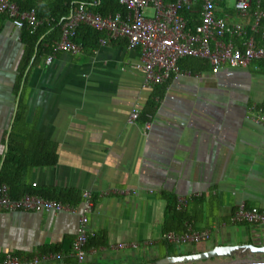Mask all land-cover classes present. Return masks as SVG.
<instances>
[{"label": "crops", "instance_id": "1", "mask_svg": "<svg viewBox=\"0 0 264 264\" xmlns=\"http://www.w3.org/2000/svg\"><path fill=\"white\" fill-rule=\"evenodd\" d=\"M234 4L216 2V15L251 31L252 16L239 15ZM60 35L42 36V47L52 52L37 57L21 84L27 121L56 145L57 163L30 168L16 191L55 189L80 196L91 191V264L264 260L244 248L264 246V226L229 222L242 204L264 211V61L246 68L225 65L218 72L199 64L182 66L188 74L148 87L132 69L141 61L140 49L130 50L126 40L71 54L54 50ZM231 41L241 46L242 39ZM24 54L23 31L0 16L1 160L17 108ZM151 103L150 120L129 122L134 111L141 115ZM111 190L116 194L105 195ZM167 193L183 200L196 229H212L207 241L174 246L163 240ZM77 231L78 216L69 212L0 210V259L7 253L29 259L53 252L64 257L42 264H74ZM121 244L126 246L118 248ZM217 247L236 248L224 250L225 256L176 263L178 257Z\"/></svg>", "mask_w": 264, "mask_h": 264}, {"label": "built area", "instance_id": "2", "mask_svg": "<svg viewBox=\"0 0 264 264\" xmlns=\"http://www.w3.org/2000/svg\"><path fill=\"white\" fill-rule=\"evenodd\" d=\"M95 2L96 0H91ZM125 6L127 14L121 13L103 16L93 12L87 5L78 7L64 20L61 25L60 40L55 45L56 52L75 54L81 50V45L74 39L81 25L89 26L105 34L100 44L106 45L111 40H126L130 50L140 49L141 61L132 65V69L143 77L148 87L165 84L186 75L179 67V61L186 57L203 58L209 62L211 70L218 72L223 66L246 68L254 61H264V47L256 46L255 39L247 36L245 27L239 23H229L225 18L215 13L216 2L220 0H201L199 15L200 24L193 32L187 30V22L179 14L183 6L193 7L199 0H176L166 3L165 0H116ZM253 0H235V10L241 16H248ZM151 9L152 17H147L145 11ZM0 15H3L17 28L24 27L35 31L50 18H39L35 8L22 10L18 0H0ZM264 14L260 10L252 13V31L257 32ZM264 37V27L262 28ZM233 38L242 39L241 47L235 46ZM52 57L46 59L52 62ZM140 117L139 111H134L129 118L135 123ZM264 120V116L260 118ZM148 128V124H146ZM116 194V191H108ZM80 205H72L61 201L47 199L38 194H24L21 197L11 196L9 186L0 185V210L5 212H37L53 213L69 212L78 216V231L73 240L71 253L74 264H91L87 261L91 254L89 248L90 234L88 217L95 207V198L91 191L83 190ZM179 209L183 200L179 201ZM232 225L264 226V211L246 207L244 204L236 208L230 215ZM212 234L211 228L196 229L186 224L183 232L168 231L163 234V240L174 246L199 244L207 241ZM121 244L118 248H124ZM134 247L136 245H133ZM64 257L62 253H36L31 258H25L15 253H7L0 264H42L58 261Z\"/></svg>", "mask_w": 264, "mask_h": 264}, {"label": "trees", "instance_id": "3", "mask_svg": "<svg viewBox=\"0 0 264 264\" xmlns=\"http://www.w3.org/2000/svg\"><path fill=\"white\" fill-rule=\"evenodd\" d=\"M176 0H165L166 3L175 2ZM201 0L193 7L183 6L179 9V14L183 16L187 22V30L193 32L200 24L199 15ZM18 4L22 10H30L35 8L39 18L53 19L51 22H45L35 31L24 27L23 41L25 43V54L20 66V85L16 88L17 108L13 118V126L9 131L6 140V152L4 158L0 159V185L9 186L11 196L14 198L21 197L24 194H38L47 199H53L72 205H79L82 202L81 196L76 191H63L55 189H25L16 191V187L20 185L22 177L33 167H49L57 163V147L45 141L41 134L33 129L27 121V105L24 102V94L21 84L26 82L29 70L33 62L40 55L50 54L52 49H44L42 47V36L48 32H59L61 34V25L64 20L78 7L79 4L87 5L93 12L103 16L121 13L127 14L125 6L120 5L116 0H18ZM256 10H260L264 14V0H253L249 15ZM3 16V15H0ZM264 27V16L261 19L257 32L247 30L249 36L254 37L256 46L264 45V37H262V28ZM105 34L97 31L89 26L81 25L77 30L74 41L81 45L82 48L96 47ZM119 41V40H118ZM117 41L111 40L109 43ZM241 47V46H239ZM201 67H210L209 62L203 58L186 57L179 61V67L196 65ZM211 68V67H210ZM171 82V81H169ZM168 83V82H167ZM154 114V103L149 104L145 111L141 113L139 119L143 121L150 120ZM166 202L164 227L165 232L175 231L183 232L186 230V224L194 225L193 220L188 214L187 209L183 207L179 209V201L175 194L167 193L163 195ZM89 246L94 242L89 239Z\"/></svg>", "mask_w": 264, "mask_h": 264}, {"label": "water", "instance_id": "4", "mask_svg": "<svg viewBox=\"0 0 264 264\" xmlns=\"http://www.w3.org/2000/svg\"><path fill=\"white\" fill-rule=\"evenodd\" d=\"M234 248L236 247H217L213 250H210L204 253H195L191 255L181 256V257L176 258L177 259L176 263L198 262V261H204L207 259H211L219 255L225 256L223 253L224 250L232 251ZM244 248H248L251 251V253H253L254 255L264 256V246L256 247L253 245H247ZM230 264H264V260L251 261V262H234Z\"/></svg>", "mask_w": 264, "mask_h": 264}, {"label": "rangeland", "instance_id": "5", "mask_svg": "<svg viewBox=\"0 0 264 264\" xmlns=\"http://www.w3.org/2000/svg\"><path fill=\"white\" fill-rule=\"evenodd\" d=\"M152 12H153L152 10H146L145 14H147V15L150 14V13L152 14Z\"/></svg>", "mask_w": 264, "mask_h": 264}]
</instances>
